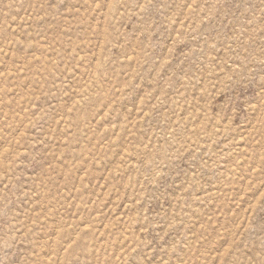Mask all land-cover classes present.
<instances>
[{
  "label": "rangeland",
  "instance_id": "374dc122",
  "mask_svg": "<svg viewBox=\"0 0 264 264\" xmlns=\"http://www.w3.org/2000/svg\"><path fill=\"white\" fill-rule=\"evenodd\" d=\"M0 264H264V0H0Z\"/></svg>",
  "mask_w": 264,
  "mask_h": 264
}]
</instances>
